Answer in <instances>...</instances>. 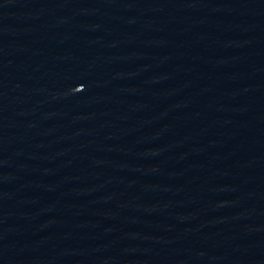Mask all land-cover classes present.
<instances>
[{"label":"water","instance_id":"water-1","mask_svg":"<svg viewBox=\"0 0 264 264\" xmlns=\"http://www.w3.org/2000/svg\"><path fill=\"white\" fill-rule=\"evenodd\" d=\"M0 264H264V0H0Z\"/></svg>","mask_w":264,"mask_h":264}]
</instances>
